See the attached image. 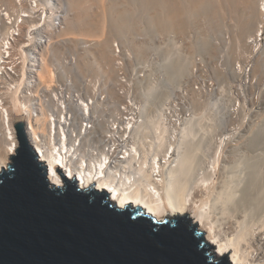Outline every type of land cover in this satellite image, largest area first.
I'll return each instance as SVG.
<instances>
[{
	"label": "bare ground",
	"instance_id": "bare-ground-1",
	"mask_svg": "<svg viewBox=\"0 0 264 264\" xmlns=\"http://www.w3.org/2000/svg\"><path fill=\"white\" fill-rule=\"evenodd\" d=\"M46 1L0 0V6L5 8V17L0 14V36L5 30L6 21L14 19L15 26H20L28 22L33 13L41 12ZM59 1L66 7L61 32L74 39L70 44L77 51L76 60L68 62L63 73L70 74L73 80L80 76H91V72L96 71L101 77L91 76L94 82L83 80V93L90 91L89 95H83L84 101L72 100L67 103L53 100L46 103L43 98H40L41 101L32 98L34 90L24 89V77H28L26 66L25 72L19 74L23 83H19L15 91L8 90L7 86L0 102V172L11 163L7 153L8 143L4 138L7 130L15 135L19 147L14 126L23 123L29 144L39 162L46 167L51 184L63 187L62 176L74 179L82 190L93 187L97 192L109 194V200L117 208L124 209L128 204L140 207L158 221L188 215L212 245L217 259L229 260L231 264H264V212L258 221L250 223L245 213L237 209L239 206H236L234 193L226 194L221 187L217 190L215 182H211L208 176L200 179L205 183L203 187L206 183L210 185L206 196L204 194L196 200L188 189L186 176L192 164L186 146L193 137L196 120L201 119L202 114L194 108L192 121L172 133L161 121V111L162 105L166 104L175 90L169 87L171 92L167 94L166 88L163 89L165 98L158 106H153L147 104L152 92L148 89L141 94V112L126 122L119 111L121 103L112 91L114 74L116 77L118 68L113 49L115 44L111 48L110 42V38L123 39L122 34L127 32V35L135 29L136 12L132 10L137 6L143 13L151 11L146 19V27L153 31L155 29L158 35L183 33L196 19L206 31L217 32L222 28L225 12H228L231 18L232 49L238 55L246 52L251 54L250 40L256 42L255 34L260 30L259 27L264 29V0H53L54 5ZM38 17L40 19V14ZM31 26V22L26 27L21 26L19 42L13 46V50L16 49L21 55L22 64L28 59L25 54L26 50H30V45H26L24 38L26 29ZM80 39L93 45L79 50ZM245 42L247 46L243 52ZM143 44H134V53H131L141 54L145 46ZM24 45L26 48H23ZM119 46L124 57L128 58L124 47L120 43ZM60 50L55 54L49 52V59L63 65L65 62H62L63 53ZM39 58L45 67L35 71L37 79L47 83L45 91L52 90L53 73L48 66V58L46 54H41ZM261 62L259 65L263 67L264 63ZM122 64L126 67V58ZM100 81L104 85L103 90L97 87ZM97 88L101 94H94ZM107 88H110L111 93ZM193 96L194 106L197 107L201 101L195 94ZM106 98L110 101L105 102ZM146 109L151 112L150 116ZM147 129H150L149 132ZM234 138L232 128L221 131L213 152V168L229 167L225 160H228L226 153L231 151L225 147L224 150L223 144L231 143L232 147ZM223 157L227 158L224 160Z\"/></svg>",
	"mask_w": 264,
	"mask_h": 264
},
{
	"label": "water",
	"instance_id": "water-1",
	"mask_svg": "<svg viewBox=\"0 0 264 264\" xmlns=\"http://www.w3.org/2000/svg\"><path fill=\"white\" fill-rule=\"evenodd\" d=\"M14 128L19 147L0 172V264H231L188 215L158 221L74 179L51 184L24 124Z\"/></svg>",
	"mask_w": 264,
	"mask_h": 264
},
{
	"label": "rangeland",
	"instance_id": "rangeland-1",
	"mask_svg": "<svg viewBox=\"0 0 264 264\" xmlns=\"http://www.w3.org/2000/svg\"><path fill=\"white\" fill-rule=\"evenodd\" d=\"M137 7H135L136 9L132 8V12H136L134 15L138 27H134L135 29L137 27V30L132 29L127 35L125 34L127 32H125L122 34L123 39L120 37V41V38L112 37L110 42H112L111 48L113 44L119 46L120 43L129 55L128 58L131 57L129 59L126 57V60H129L128 64L126 62V67L130 73H133L134 76L138 73L146 76L143 83L139 84L140 90L137 89L140 100L142 101L141 94L151 89L152 92L149 90L151 94L147 104L158 106L165 98L166 92L167 94L171 90H175L173 93L177 92L181 84L193 83L196 76L204 84L202 98L199 97L201 102L197 107H194L197 109H195L196 112L202 114V118L196 120L193 137L190 138L186 146L192 164L186 176L191 196L199 200L205 193L207 194L210 185L207 186L206 183L203 187L205 183L200 179L208 176L211 182H215L217 190L222 188L221 190L224 189L226 194L233 192L236 206H239L236 208L245 213L246 220L255 223L264 212V66L259 65L261 61V63H264V48L260 53L261 55L259 54L260 58L256 56L254 60L252 75L244 76L236 70V65L243 59L250 61L251 54L246 52L238 55V52L232 49L233 44L230 43L232 37L231 27L229 24L231 18L228 12H225L222 28L217 32L206 31L196 19L193 21V25L183 33L174 32L173 34L170 32L167 35H158L155 29L153 31L146 27V19L151 15V11H144V13L147 12L145 15L143 10ZM140 42L145 45L142 53L139 55L132 54L134 53L133 46ZM165 43H169L170 46H165ZM246 46L247 42H245L243 52ZM153 47H164L165 50L167 48L169 57L174 58L172 62H168L169 67L163 78L155 70V66L152 65L154 62L149 60V53ZM96 72H91L93 74L91 76L100 79L99 71ZM91 76L85 75V77L80 76L79 78L92 80ZM94 80L96 81L95 78ZM162 83L167 84L172 89L166 87V92L162 89L160 96L150 102V99H154L153 97L159 93ZM97 87L104 89L102 82ZM98 88L94 90V94L96 92L101 94V90ZM84 94L87 96L90 91L87 94L84 91ZM236 102H239L241 108L234 112L232 108ZM149 108L150 106H148ZM148 109L146 110L148 111ZM150 113H148L149 116ZM228 128H232L235 134L232 147H230L231 143L230 145L223 144V149L225 147L227 151H231L226 153L227 155L224 153L228 160H225L227 157H223L227 161L223 163L229 167L227 169L213 168V152L219 142L220 133ZM221 160L222 157H220L222 163L223 160Z\"/></svg>",
	"mask_w": 264,
	"mask_h": 264
},
{
	"label": "built area",
	"instance_id": "built-area-1",
	"mask_svg": "<svg viewBox=\"0 0 264 264\" xmlns=\"http://www.w3.org/2000/svg\"><path fill=\"white\" fill-rule=\"evenodd\" d=\"M42 0H40L41 2ZM48 1V0H47ZM43 3L41 12H36L32 14V18H29L28 22L21 23L20 26H15L14 19L10 22L6 21L5 30L0 36V102L4 94V90H16V87L19 83H23V79L19 78V74H23L28 67V77H24V89L34 90L32 91V98L35 100H40L43 98L46 103L54 101L61 102H72L83 100V80L86 78H79L78 80H73L70 77V74L63 73L64 67L69 64L68 62L74 61L77 58V51L73 45L70 44L72 40L67 36H64L61 32L63 29V19L66 14L65 5H61L60 1L57 5H54L53 0ZM34 5V4H33ZM3 12V13H2ZM0 14L5 17V8L0 6ZM40 14V19H39ZM19 22V19H18ZM32 23L30 28L26 29V45H30V50H26L27 62L21 63V55L15 49L13 50L14 43L19 42L20 38V28L21 26L26 27L29 23ZM260 30L255 34L256 42H251L250 47L253 50L251 53V60L246 61L247 59L240 60L236 65V70L247 76L248 74L252 75L253 64L256 56H258L264 47V29L259 27ZM8 29V30H7ZM7 30V31H6ZM254 38V37H253ZM76 41V40H75ZM79 41V40H78ZM67 42V43H66ZM76 43V42H75ZM24 45L23 48H26ZM76 45V44H75ZM92 42L87 40L80 39L79 50L82 48L88 49L92 46ZM165 46H170L169 43H165ZM59 49H56V48ZM254 47V48H253ZM62 50L63 58L62 62L65 64L60 65L57 62H52L49 57L51 53H56L57 50ZM114 54L116 56V63L118 68V74L114 78L113 82V94L118 97V102L121 103V109L119 108L121 116L126 122H129L136 118L141 111L140 108V95L137 93V89L140 90L139 84H142L146 79L142 73H138L135 77L133 73H130L127 67H124L122 64L124 54L122 48L115 44ZM20 50V49H19ZM56 50V51H55ZM60 50V51H61ZM41 54H46L48 58V66L53 73L52 76V90H46L48 88L47 83L45 84L40 79H37L35 71L41 70L43 68L44 62L40 60ZM129 59V58H128ZM126 60L127 64L129 60ZM149 60L154 62L152 65L155 66V70L162 76L167 73V68L169 67L168 62H172L174 58L169 57L164 47H153L149 53ZM240 63V64H239ZM239 67H242L239 69ZM75 73V72H73ZM35 76V77H34ZM91 79L87 78V81L90 82ZM91 82H94L91 80ZM97 82V81H96ZM169 87L167 84H163L160 88V91L157 95L150 99V102H153L160 96L161 90ZM204 91L203 81L198 77H194L193 83L185 84L180 86L177 92H174L171 98L166 102L161 111V121L164 123V126L169 129L170 132L175 133L179 129L183 128L186 123L191 122L192 117H194V103H193V94H199L198 97L201 98V95ZM50 95L54 97H49ZM88 99V98H86ZM84 101V100H83ZM107 98L105 102H108ZM241 108L239 102L234 104L232 111L237 112ZM8 143L7 153L9 157L16 154L18 149V144L16 141L15 135L10 130H7V133L4 137ZM17 144V146H16ZM10 162V161H9Z\"/></svg>",
	"mask_w": 264,
	"mask_h": 264
},
{
	"label": "snow or ice",
	"instance_id": "snow-or-ice-1",
	"mask_svg": "<svg viewBox=\"0 0 264 264\" xmlns=\"http://www.w3.org/2000/svg\"><path fill=\"white\" fill-rule=\"evenodd\" d=\"M172 264H184V262L180 259H176L175 261L172 262Z\"/></svg>",
	"mask_w": 264,
	"mask_h": 264
}]
</instances>
